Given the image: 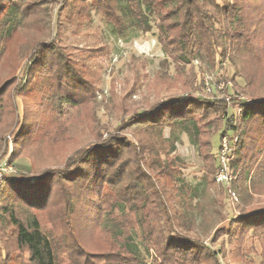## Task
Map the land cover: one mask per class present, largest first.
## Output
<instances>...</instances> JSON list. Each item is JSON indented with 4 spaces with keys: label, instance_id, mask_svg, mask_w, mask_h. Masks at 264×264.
<instances>
[{
    "label": "rangeland",
    "instance_id": "1",
    "mask_svg": "<svg viewBox=\"0 0 264 264\" xmlns=\"http://www.w3.org/2000/svg\"><path fill=\"white\" fill-rule=\"evenodd\" d=\"M14 1L21 8L18 2L23 0ZM36 1L41 2L38 7L46 19L44 29L33 27L32 33H25L23 22L28 19L23 10L17 12L14 23L18 24V33L11 36L3 54L0 52V166L5 173L0 178V264H5L8 255L25 257L14 246L6 211L11 208L19 216L28 215L24 208H32V204L18 201L20 197L14 189L32 193L35 181L27 182V177L41 171H45L47 179L51 177L48 179L51 191L46 203L35 207L33 212L44 231L52 236L60 259L68 254L79 255L81 246L89 259L94 256L95 263H101L102 257L117 251L115 242L119 239H114L111 232L116 226L120 229V223L115 226L114 222H120L122 213L114 202L119 198V186L129 182V170L135 166L150 177L148 186L152 192L145 210L136 206L139 211L134 215L127 211L129 223L137 232L135 241L147 264L154 251L145 253L142 249L138 229L147 209L164 217L146 213L144 223L166 226L172 221L184 238L202 242L217 256V260L207 259L202 264H245L248 258L257 263L260 257L264 258L260 231H248L238 240L224 229L232 218H238L240 210L264 206V176L257 174V164L264 158L263 149L246 155L239 165L230 167L226 162L229 180L223 182L216 180L219 169H214L213 159L208 155L210 134L221 123L218 117L237 114L239 102L245 101L244 98L264 100V3L255 4L263 10L254 16L257 29L246 42H239L242 45L239 50L235 43L212 61L189 58L182 63L162 50L156 39L154 19L150 18V32L143 34L129 28L120 36L114 33L101 10L90 8L88 20L78 16L70 21L63 15L54 27L61 0ZM119 2L125 4L124 0ZM3 4L1 10L9 5ZM77 7L81 14L85 11L82 4ZM66 8L69 10V5ZM218 12L215 11V16L221 14ZM36 14V10L30 11V15ZM35 21L28 23L33 26ZM40 39L69 56L81 73L86 75L90 70L92 82L87 98L78 95L77 101L66 102L60 91L48 88L42 92L31 89L29 81L26 84V58ZM1 42L3 46L4 40ZM199 97L207 102V107L197 121L198 147L187 134L173 131L163 122L160 125L146 119L165 106L181 105ZM219 133L211 138L215 154ZM227 135L233 136L234 131L229 129ZM112 136L121 143L120 158L131 163L121 183L104 186L101 200L108 202L105 206L84 191L83 186L68 181L70 175L64 178L60 173L59 177V172L69 168L71 158L78 159L77 151ZM10 179L19 180L18 185L12 187ZM10 190L16 198L9 197ZM158 202L164 207H158Z\"/></svg>",
    "mask_w": 264,
    "mask_h": 264
},
{
    "label": "trees",
    "instance_id": "2",
    "mask_svg": "<svg viewBox=\"0 0 264 264\" xmlns=\"http://www.w3.org/2000/svg\"><path fill=\"white\" fill-rule=\"evenodd\" d=\"M119 1L61 0L56 8L54 27L59 24V19L61 20L63 15L70 21L78 16H83L88 20L90 8L101 10L106 21L114 29V33L120 36H124L129 28L141 31L143 34L150 32L152 29L151 18L157 21L156 39L168 57L182 63H187L189 58L212 61L215 55H222L228 47L235 43L239 50L242 47L239 42L243 44L248 40V37H251L250 34L257 29L256 23L253 22L256 19L254 16L257 12L263 11L262 6L256 7L255 4L264 3V0H222L221 2L218 0H124L125 4L122 5ZM3 3H9V5L1 10L4 6ZM16 3L14 0H0V52L2 54L7 49L11 36L18 33L16 28L18 24L14 23L17 12L23 10V16L28 19L23 22V26L25 24L26 28L25 33H32L31 28L34 27L38 30L46 24V19L38 7L41 2L23 0L18 2L22 4L21 8H18L19 5ZM81 4L85 8L82 14L80 7H77ZM68 5L69 10L66 8ZM25 7L27 10H24ZM33 10H36L38 14L30 15V11ZM215 11H219L218 13L221 12V14L215 16ZM250 13L252 14L250 15ZM34 19H36L34 25H29L28 22ZM53 32L56 30L53 29ZM1 40H4L6 45L1 46ZM227 40L232 43L226 45ZM51 45L41 39L35 42L31 54L26 58L28 66L26 84L29 81L31 89H41L42 92L48 88L54 92L60 91L66 102L71 99L77 101V97H81V95L82 98H87L92 82L90 70H87L88 74L86 75L81 73V68L75 66L69 56ZM38 78L40 79L38 80ZM197 99L177 106H165L146 119L158 124L163 122V125H169L173 131L187 134L191 143L198 147L200 127L197 121L204 115L205 110L202 109L207 107V102L201 101L200 97ZM250 99L252 101L242 100L239 102L237 114L226 113L221 119L218 117V121L221 123L210 134V152L208 154L212 157V163L216 170L220 167L216 159L220 153L221 138L224 136L228 140L227 163L230 167H233L234 164L239 165L246 155L250 156L256 149H263L264 155V100L255 101L253 96ZM21 124L23 126V123ZM241 125H244L245 128H240ZM229 129L234 131L233 136L227 135ZM218 132H220V140L218 151L215 154L212 152L211 138ZM115 138L116 136H112L104 141L91 143L77 151L78 159L71 158L67 164L69 168L59 172V177L60 173L65 175L64 178L70 175L69 178H66L68 181L83 186L84 191L94 195L100 205L105 206L108 202L101 200L104 186H115L121 183L127 171V165L131 163L120 158L123 154L120 148L121 143L115 142ZM74 170L78 172H70ZM258 173L264 176V158L257 164ZM129 175L131 179L124 186H119L117 190L119 198L114 202V207L119 208L122 213L120 222H114V225L120 223V229L115 225L113 234L111 232L114 239H119L115 242L117 251L102 257L101 263H95L96 257L94 256L89 259L90 255L80 245L81 253L79 255L68 254L65 259H60L52 236L44 231L38 217L33 212L35 207L46 203L49 199L51 189L48 179L51 177L49 176L47 179L45 171L27 177V182L35 181L36 189L32 193L23 189H14V191H18L20 197L17 199L18 201L23 200L32 204V208H24L27 209L28 215L26 217L19 216L11 208L6 211V219L13 229L14 246L17 250L22 251L27 258H14L8 255L5 264H9L11 261L18 264H147L135 241L137 232L135 226L129 223L131 218L128 213L134 215L138 212L136 206L143 210L147 208V202L152 195L151 186H148L150 177L139 166L129 170ZM30 178L32 180H29ZM59 179L57 181H60ZM18 181L10 179L8 183L15 187L18 185ZM8 195L10 198H16L13 196L12 190ZM153 197L154 205H156L154 193ZM69 203L70 200H67L68 205ZM158 207L162 208L164 204L158 202ZM18 212L20 213L19 210ZM146 213H154V216L158 218L164 217V215L147 209L144 218L138 222L139 242L142 249L145 253H149L150 249L154 251L149 264H202L207 259L217 260V256L207 250L202 242L186 239L178 233L172 221L168 222L166 226H156L150 221L144 223ZM239 213L238 218H232L229 227L224 228L225 233L236 235V238L240 240L242 235L248 231H260V237L264 240V206L240 210ZM123 218L125 221L122 220ZM112 221L108 223H112ZM178 226L181 227L180 224ZM248 260L251 264H264V258L261 257L257 263L253 258L246 259L244 263L248 264Z\"/></svg>",
    "mask_w": 264,
    "mask_h": 264
},
{
    "label": "built area",
    "instance_id": "3",
    "mask_svg": "<svg viewBox=\"0 0 264 264\" xmlns=\"http://www.w3.org/2000/svg\"><path fill=\"white\" fill-rule=\"evenodd\" d=\"M245 101H252L249 98H244ZM229 151V147H228V140L227 138L224 136L221 138L220 141V153L218 156V160H219V170L216 173V180L219 182H223V181H228L229 180V174L227 171V153ZM0 178L3 177L5 175V173L3 172V166H0ZM3 174V175H2Z\"/></svg>",
    "mask_w": 264,
    "mask_h": 264
}]
</instances>
